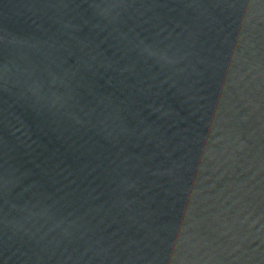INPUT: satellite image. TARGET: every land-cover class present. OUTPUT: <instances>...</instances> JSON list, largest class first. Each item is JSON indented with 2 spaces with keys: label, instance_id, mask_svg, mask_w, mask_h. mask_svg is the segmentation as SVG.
I'll return each instance as SVG.
<instances>
[{
  "label": "water",
  "instance_id": "95a60500",
  "mask_svg": "<svg viewBox=\"0 0 264 264\" xmlns=\"http://www.w3.org/2000/svg\"><path fill=\"white\" fill-rule=\"evenodd\" d=\"M0 264H264V0H0Z\"/></svg>",
  "mask_w": 264,
  "mask_h": 264
}]
</instances>
